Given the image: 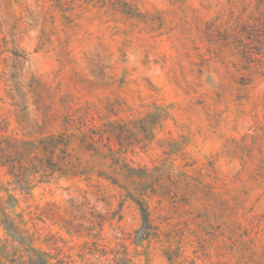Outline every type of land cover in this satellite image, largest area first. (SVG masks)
<instances>
[{"label":"rangeland","instance_id":"obj_1","mask_svg":"<svg viewBox=\"0 0 264 264\" xmlns=\"http://www.w3.org/2000/svg\"><path fill=\"white\" fill-rule=\"evenodd\" d=\"M63 96L124 121L154 113L127 160L185 172L189 186L175 202L148 193L143 233L108 156L78 151L87 172L38 178L27 198L0 168V251L19 256L31 237L56 254L54 235L74 264H264V0H0L9 133L59 128L36 102L61 112Z\"/></svg>","mask_w":264,"mask_h":264},{"label":"trees","instance_id":"obj_2","mask_svg":"<svg viewBox=\"0 0 264 264\" xmlns=\"http://www.w3.org/2000/svg\"><path fill=\"white\" fill-rule=\"evenodd\" d=\"M125 3L129 7V12L132 13L131 9L135 10V8L129 2ZM14 55L19 57L16 52ZM30 86L32 87L30 92L40 102L41 89L44 85L35 81ZM43 100L44 102L41 100V103L36 102L37 108L46 104L43 124L46 126L48 123L54 124L58 121L60 124H58L59 128L35 138H22L9 133L10 116L0 106V168L5 169L6 173L12 177L13 189L21 191L23 197L27 198V195L31 193L33 183L38 178L55 173L78 175L87 172L88 168L84 167L76 157L78 151L93 156H108L112 160L115 176L107 177L114 184L130 192L132 199L144 208L143 233H149L152 229V219L148 202H146V198L150 196L148 193L151 191V194L158 195L159 200L169 198L175 202L179 199L178 190L186 184L189 186L185 172H172L159 166L136 167L132 161L127 160L128 150H133L134 145L145 142L146 135H153L154 125L157 123V120L152 118L155 114L150 113L139 119L124 121L121 118L102 116L96 104L87 102L81 105L72 102L68 96L60 97L63 109L61 112L52 111L49 104L45 102L46 100ZM106 102L107 111L118 116L116 106L109 103V100ZM37 119L34 121L37 122ZM16 204L17 202L13 204V207ZM9 226L22 232L15 222H11ZM28 240L27 243L23 237H19V244L24 250L19 256L5 254L7 246L2 248L0 264H74L75 262L70 254L64 253L63 248L58 246L54 235L48 236L47 241H51L50 245L57 250L56 254L37 247L36 239L30 237ZM53 259L57 261L54 263Z\"/></svg>","mask_w":264,"mask_h":264}]
</instances>
